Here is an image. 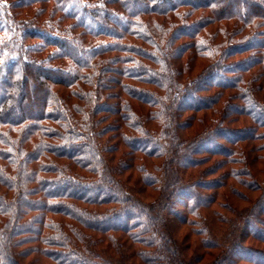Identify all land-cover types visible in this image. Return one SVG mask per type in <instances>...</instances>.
<instances>
[{
	"label": "trees",
	"instance_id": "16d2710c",
	"mask_svg": "<svg viewBox=\"0 0 264 264\" xmlns=\"http://www.w3.org/2000/svg\"><path fill=\"white\" fill-rule=\"evenodd\" d=\"M0 264H264V0H0Z\"/></svg>",
	"mask_w": 264,
	"mask_h": 264
},
{
	"label": "rangeland",
	"instance_id": "374dc122",
	"mask_svg": "<svg viewBox=\"0 0 264 264\" xmlns=\"http://www.w3.org/2000/svg\"><path fill=\"white\" fill-rule=\"evenodd\" d=\"M50 7H52V6H50ZM27 12H30V13H31L30 15H32V13H34V10L31 9V8H29ZM185 60H186V59H181V60H176L175 62H176V64H177V66H179V67L182 69L183 65H185ZM187 62H188L189 67H187V69H182V70L180 71V76H181L182 79H187V77H193V76H195L197 73H200V71H201V69H202V66L194 65V64H192V62H190V61H187ZM206 64H207V63H206ZM192 68H193V70H192ZM244 191H245V190H244ZM245 192H246V191H245ZM183 234H184V230H182V232L180 231V234L177 235V236H178L177 240H178V242L180 241V242H179L180 244H182V243H181V239H180V235H181V237H182Z\"/></svg>",
	"mask_w": 264,
	"mask_h": 264
}]
</instances>
